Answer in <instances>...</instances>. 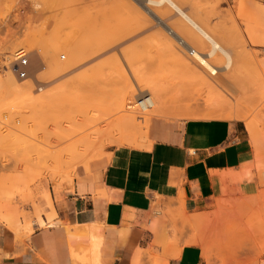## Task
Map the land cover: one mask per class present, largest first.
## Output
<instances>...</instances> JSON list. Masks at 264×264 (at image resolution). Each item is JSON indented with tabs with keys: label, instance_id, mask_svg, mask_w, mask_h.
<instances>
[{
	"label": "rangeland",
	"instance_id": "rangeland-1",
	"mask_svg": "<svg viewBox=\"0 0 264 264\" xmlns=\"http://www.w3.org/2000/svg\"><path fill=\"white\" fill-rule=\"evenodd\" d=\"M208 1L211 0L203 1L204 7L213 5L216 10L213 13H216L212 15L214 18L204 15L203 21L210 17V21L208 17L204 24L218 34L221 44L235 57L234 61L239 57L234 62L236 69L229 71L223 64L219 65L218 88L200 91L195 88L197 83L194 86L189 83L191 80L195 83L191 76L182 75L185 73L180 66L183 60L176 58L182 53L174 52L178 46L176 48L173 39H169L170 44L167 33L125 27L126 21L137 22L136 14L124 13L107 18L99 15L90 17L84 12L75 17L61 13L56 0H0V222L16 234L18 241L31 235L35 222L44 226L41 224L43 216H55L53 191L59 193L63 185L73 184L81 171L91 174L110 160L115 149H146L125 140L128 128L127 136L144 135L151 144L154 143L156 122L183 123L189 118L234 121L236 119L225 116L205 117L213 107L211 104L226 99L224 108L245 114L255 123L256 138L264 137V111L263 108L258 109L264 100V2L213 0L212 4ZM76 4L87 8L104 6V2L99 0H80ZM80 20H83L82 24L78 23ZM212 27H215V32ZM23 35L30 37V41L19 43L11 51V42ZM36 45L44 54L67 45L70 50L78 49L81 55L76 68H71L63 76L58 74L59 78L52 72V58H49L51 63L46 60L45 68L39 73L54 82L47 84L46 90L52 97L46 106H39L40 83H34L33 73L29 72V77L23 81L33 82L31 93L34 99H30L31 94L13 97L6 83L7 72L11 69L9 64L15 62L14 53L25 49L32 56ZM61 54L67 55L65 51H60L58 56ZM185 80L187 85L182 82ZM156 81L171 87L167 93L169 104L166 113L152 117L154 119L148 124L141 118L136 119L142 127L138 131L134 126L123 127L120 131L116 129L121 127L117 126L118 120L124 115L119 113L122 111L119 104L126 99L125 103L128 101L127 104L132 105L134 102L135 105V87ZM60 85L65 86L64 90L62 87L59 89ZM224 91L228 96L222 98ZM193 111L196 113L190 114ZM62 136L70 138L69 141L66 142ZM58 151L65 156L60 159ZM154 213L159 218L164 216L159 208H155ZM183 216L177 215L175 222L182 223ZM225 217L215 226L194 225L189 228L183 223L169 230L177 239L189 236L185 245L193 238L205 239L211 247L212 258L207 264H246L252 251L264 252V227L260 225L264 212L232 210Z\"/></svg>",
	"mask_w": 264,
	"mask_h": 264
},
{
	"label": "crops",
	"instance_id": "crops-1",
	"mask_svg": "<svg viewBox=\"0 0 264 264\" xmlns=\"http://www.w3.org/2000/svg\"><path fill=\"white\" fill-rule=\"evenodd\" d=\"M217 120L156 122L146 149H115L53 191L55 216L35 222L28 238L18 241L0 222V264L211 263L205 239L185 245L189 236L169 228L215 226L232 210L264 212V137L240 120ZM246 264H264V252L252 251Z\"/></svg>",
	"mask_w": 264,
	"mask_h": 264
},
{
	"label": "bare ground",
	"instance_id": "bare-ground-1",
	"mask_svg": "<svg viewBox=\"0 0 264 264\" xmlns=\"http://www.w3.org/2000/svg\"><path fill=\"white\" fill-rule=\"evenodd\" d=\"M56 1L58 2L57 4H59V8L62 11L61 13L65 14V15L67 14V16L68 15L69 16L74 15L76 17V16L85 12V14L89 15L90 17L99 15V16H103V17L105 16L107 18H109L108 16H111V18H115L116 16L118 17L120 15H123L124 13L125 14L131 13V15L133 13L134 15L135 14L137 15L138 19H136V17H135L137 22H134L135 20H132L133 22L126 21L125 22L126 25L123 23L126 28H133V27L137 28L138 27L139 29L144 28L146 30L156 29L157 32H159V30H161V31L163 30L165 32V34L167 33L166 35L168 37H170L168 39L166 38L169 42L171 39H173L172 41L176 42L175 45H176V48L178 46V48H177L178 50H176V48H175L176 51H174V52L180 51L179 53L183 54V55L181 54L182 56L180 55V57H176L179 54V53H177L175 56L176 58H178V60H179V58H180V61L183 60L182 65H180L181 64L180 62H178V63H180L179 65L181 66L183 71L186 73V74L182 73V71H181L182 75L184 74L186 76L188 74L189 77L191 76L192 78L190 77V79H194L195 83H194V81L192 82V80L189 83L193 84V86L197 83L198 85L196 84V87H195L197 90L202 91V90L207 89V91H208V90L216 89V87L217 88L219 87V84H220L219 83V71H220V67H221V66L219 67V65L223 64L224 68L226 70H229V71H230V69H236V66H235L236 63H234V62H236V60L239 56H237V58L234 61L233 58H235V57H232L231 52L221 44V42H220L221 40L217 36L218 34L216 35V32H215L216 30L214 29L215 27H212V30L214 29V32H215V33H213V31H211L209 28H207L206 25L204 24L205 20H208L209 16L211 17L214 13H216V12L213 13V11H216V10L214 9L215 6L211 5V3H210L211 7L210 6H209V8L204 7L205 5L203 4V1H206V0H99V1L104 2V6L100 5V6L90 7V8L81 7V6L77 5L76 2H78L80 0H56ZM208 2H212V4H213V0L208 1ZM40 6L41 5H39L38 7H40ZM204 15H209V16H207L206 19L203 21L202 17L205 18ZM210 17H209V21H210ZM82 21L83 20H80V21H78V23L82 24ZM226 22H228V21H226ZM134 23H136V24H134ZM208 23H210V22H208ZM25 37H26V35L25 36L23 35L22 38L21 37L18 39L16 38V40H14V43L12 41L11 46H10L11 51L13 48L16 49L17 46H19L18 45L19 43L24 44L25 42L30 41L29 40L30 37L29 38H25ZM221 39H222V37H221ZM168 41H166V42H168ZM34 44H37V43H34ZM170 44H171V42H170ZM68 46H70V45H68ZM168 46H169V44H168ZM36 47H37V45H36ZM34 48H35V45H34ZM37 48L32 50L34 53L32 54V56H30L31 57L30 58L31 59V62H30L31 65L29 64V66L27 67V70H28V72L33 73V76L35 77L34 83H40L38 86L39 96L37 95L39 97V106H46L49 103L50 97H52V96H50L52 94L46 89L48 88L47 86L49 85L50 81L53 82V80L49 81L48 78H45V77L43 78L39 73L41 69L45 68L44 64H45L46 60L49 58L50 59L52 58V64H53V69H54V70L52 69L53 70L52 72H54V75H56L57 78H59L58 74H61L60 76H63L62 74H64V75L68 74L67 72H69V70H72L71 68H73V67L76 68L75 65L77 66V64L80 62V56L81 55L79 54L78 49H77L78 51L76 49H73V48H71V50H70L69 49L70 47L68 48L67 45L66 46L62 45L61 48H58L55 52H52L50 54H47L48 51H45V49H44V51H45V54H44L43 51H40V47L38 49ZM41 50H42V47H41ZM60 51H65L67 53V55L61 54L58 56ZM172 54H174V53H172ZM30 55H31V53H30ZM181 58H184V59H181ZM50 59H49V62L51 63ZM9 65H10V68L12 70L9 69L10 71L7 72L6 83H8L9 87L7 89L10 90L11 95L13 97H17V96H22V95L25 96L24 94H26V95L31 94V96L30 95H28V96H30V99H34L35 97L33 96L34 97L33 98L32 97L33 93H31L32 89H33V82L28 81V80L27 81H23V80L21 81L18 78V76L15 75L13 62ZM234 66H235V68H234ZM258 67H259V65H258ZM229 71L227 73H229ZM70 72H72V71H70ZM181 73H180V75H181ZM50 74H52V73H50ZM237 75H238V73H237ZM49 76H51V75H49ZM0 80H2V79H0ZM186 80L182 81V82H183V84L187 85ZM136 82H137V80H136ZM69 83H70V81H69ZM154 83L149 84V85L146 84L147 86L142 85L143 87L142 86L139 87V85H137L135 87V91H134V89L131 90V92L134 91L136 93L135 105H133L134 102L132 103V105H128L127 104L128 101L125 103L126 99H125V101H123L122 104H119L120 108L122 110V111L120 110L121 112H119V113H124V115L123 114H122L123 116L120 115L121 117L119 119H121V120H118L119 125H117V126H121V127H118L116 129H118L120 131V129H122L123 127L125 129L127 126H134L135 129H137V131H138V130H141L142 127H141V123H139L140 121H136V119L141 118L144 120L143 123L148 124L151 121L152 117H159V116L166 113V111H167L166 107L169 104V101L167 100L168 99L167 93L170 92L171 87L169 86V84H167V85H165V84L160 85L159 83L157 84V81L155 84ZM3 84H5V83H3ZM71 85H72V81H71ZM63 86L64 85H62V86L60 85L59 89H61V87H62V90H64ZM197 86H200V88ZM185 88H187V87H185ZM173 90H175V89H173ZM61 92L62 91L60 90V93ZM28 96H27V98H28ZM227 96H228V94L225 91H224L223 95H221L222 98H225ZM191 100H193V99H191ZM225 102H226V99L222 100V102H220V100H219V103L211 104V106H213V107L210 108L208 113H206L205 117L206 118H217V117L220 118V117L225 116L228 118L240 120V121L244 122L246 124L248 130L251 133H253L254 129H255V123L240 111L230 110V109L224 108ZM261 108H263V111H264V100H261V103H260V106L258 109L261 110ZM169 110H170V108H169ZM195 113L193 111L190 114L194 115ZM137 114H138V116H137ZM117 115H119V114H117ZM195 120H204V119L189 118L187 121H195ZM219 120H221V119H219ZM219 120H217V121H219ZM128 129L125 130V134H124L125 136L123 135L125 140L129 144L131 143V144H135L136 146H139V147H146V144H148L147 143V137L144 135H139L138 137L137 136L135 137V136H133L134 134L132 136H129V135L127 136L126 132L127 131L129 132ZM122 131H124V130H122ZM64 134H66V133H64ZM68 135H70V134H68ZM91 135L93 136V134H90V138L92 137ZM60 136L57 138H60ZM82 136H84V135H82ZM77 137H76L77 140H75V138H74L75 143H77V141H79ZM85 137H87V136H85ZM85 137H84V139H86ZM95 137H97V136L95 135ZM90 138H87V139H90ZM62 139H66V142H67V140L69 141L70 138L69 139L63 138V136H62ZM91 139H93V138H91ZM74 140H73V142H74ZM59 142H61V141H59ZM73 142H71L72 145H73ZM62 143H63V141H62ZM121 145H123V144H121ZM120 147H122V146H120ZM55 148H56V146H55ZM59 153L62 155V152H59ZM51 155H52V153H51ZM61 155H60V159H61V157L65 156V154H64V156L63 155L61 156ZM55 156H57V155H55ZM226 201H227L226 199L220 200V202H226ZM41 224L46 225L47 222L42 221ZM93 250H95V248ZM96 262H98V261L96 260Z\"/></svg>",
	"mask_w": 264,
	"mask_h": 264
},
{
	"label": "built area",
	"instance_id": "built-area-1",
	"mask_svg": "<svg viewBox=\"0 0 264 264\" xmlns=\"http://www.w3.org/2000/svg\"><path fill=\"white\" fill-rule=\"evenodd\" d=\"M14 70L16 75L21 80H26L29 77L27 67L30 64V54L25 49H19L14 53Z\"/></svg>",
	"mask_w": 264,
	"mask_h": 264
}]
</instances>
